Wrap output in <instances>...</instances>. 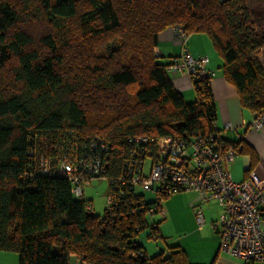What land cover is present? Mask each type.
Masks as SVG:
<instances>
[{
    "label": "trees",
    "instance_id": "1",
    "mask_svg": "<svg viewBox=\"0 0 264 264\" xmlns=\"http://www.w3.org/2000/svg\"><path fill=\"white\" fill-rule=\"evenodd\" d=\"M253 1L0 0V251L18 253L19 264H189L178 245L147 254L139 235L161 238L148 214L157 202L132 185L96 215L38 162L41 153L56 163L72 151L93 156L99 138L111 148L105 177L116 180L135 163L130 137L215 131L211 80L193 79L189 101L158 60L168 27L206 33L242 106L264 110V17Z\"/></svg>",
    "mask_w": 264,
    "mask_h": 264
},
{
    "label": "built area",
    "instance_id": "2",
    "mask_svg": "<svg viewBox=\"0 0 264 264\" xmlns=\"http://www.w3.org/2000/svg\"><path fill=\"white\" fill-rule=\"evenodd\" d=\"M176 39L182 45L181 53L166 66L171 75H184L193 79H212L216 72L208 67L206 55L193 56L188 47L189 34L182 26L174 27ZM264 126V110L256 113L252 123L254 129ZM227 127H230L227 124ZM129 142L134 145L128 174H122L116 180L105 177L103 154L109 152L107 140L91 144L97 151L93 156L77 154L75 151L63 153L54 162L52 157L41 153L38 173L42 175L58 174L66 177L71 191L76 197L83 198L85 185L92 178L105 179L113 190L107 194V207L114 208L119 197L118 186L130 184L136 193L143 194L146 202L154 201L148 214L153 222L155 214L162 213V202L171 195L183 191H196L203 202L217 200L224 213L212 223V228L220 238V249L241 259L243 264L264 263V179L258 171H250L243 180L232 179L225 169L226 162H232L240 152V147L228 146L215 131L209 136L161 137L133 136ZM154 146V148H152ZM151 159L149 174H145L146 159ZM109 187V186H108ZM150 191L152 197H147ZM92 210V203L86 205ZM154 215V216H153ZM196 216L201 222L202 211L196 207Z\"/></svg>",
    "mask_w": 264,
    "mask_h": 264
},
{
    "label": "crops",
    "instance_id": "3",
    "mask_svg": "<svg viewBox=\"0 0 264 264\" xmlns=\"http://www.w3.org/2000/svg\"><path fill=\"white\" fill-rule=\"evenodd\" d=\"M187 47L193 56H208V67L216 72V76L211 79V88L216 104V127L219 134L228 144L244 145L234 161L224 164L225 169L234 180L245 179L253 170L258 171L264 179V126L260 129L252 127L256 113L242 106L236 87L224 77L223 59L208 35L190 34ZM181 50L182 45L176 39L174 27H168L161 32L156 47V54L161 63L168 64ZM169 76L176 89L187 100L195 99L193 82L188 76ZM227 124L230 127H227ZM196 207L202 211L201 222L196 216ZM161 209L162 213L153 218L159 222V234L166 243V247L161 246V251L167 253L170 247L178 245L185 251L189 264H243L241 259L220 249L219 235L212 228V223L224 213L217 200L203 202L196 191L188 190L166 198ZM262 212L264 228V206ZM141 243L147 252L146 243L142 240ZM72 259H75V264L81 262L76 256Z\"/></svg>",
    "mask_w": 264,
    "mask_h": 264
},
{
    "label": "rangeland",
    "instance_id": "4",
    "mask_svg": "<svg viewBox=\"0 0 264 264\" xmlns=\"http://www.w3.org/2000/svg\"><path fill=\"white\" fill-rule=\"evenodd\" d=\"M254 6L262 11V16L264 17V0H254ZM259 24L264 27V20H259ZM214 50V49H213ZM264 63V54L261 56ZM193 100V99H192ZM189 100V101H192ZM151 168V159L147 158L145 162V174H149ZM107 194H108V182L105 179L92 178L84 188L83 198L90 200L93 208L92 212L96 215L104 214V211L107 207ZM147 197L150 199L152 194L150 191L147 192ZM80 199V197H76ZM154 216V215H153ZM158 214H155L154 218H157ZM152 219V217L150 218ZM152 222V221H151ZM150 229L143 230L139 237L146 243L147 253L149 256L155 255L161 251V246L166 247V243L162 238H150L149 237ZM57 250V247L56 249ZM75 259H72V264ZM0 264H19L18 253L12 251H0ZM78 264H82L81 262Z\"/></svg>",
    "mask_w": 264,
    "mask_h": 264
}]
</instances>
